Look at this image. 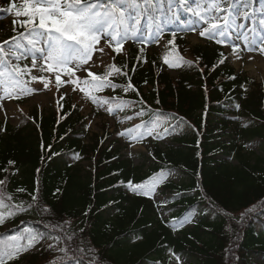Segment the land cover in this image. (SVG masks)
Segmentation results:
<instances>
[{
	"label": "trees",
	"instance_id": "1",
	"mask_svg": "<svg viewBox=\"0 0 264 264\" xmlns=\"http://www.w3.org/2000/svg\"><path fill=\"white\" fill-rule=\"evenodd\" d=\"M255 1L257 6L264 0ZM139 2L148 11L137 34L169 24L170 12L185 8L179 0ZM193 2L188 0L186 6ZM9 4L0 0V17L13 10ZM23 7L22 12L26 4ZM207 7L206 0H200V8ZM25 28L22 23L14 27L17 35ZM173 33L167 32L174 47L170 55L183 65L177 76L169 74L158 53L147 52L144 44L133 42L114 51L112 64L121 74L109 79L126 85L130 78L135 90L114 89L113 106L125 101L131 109H143L146 125L174 121L184 132L166 149L149 147L150 156L144 154L139 165L122 152L118 140L110 139L108 128L89 132L81 108L65 93L58 95V112H32L17 126L0 120L5 129L0 131V180H5L0 188L12 196V204L31 202L30 194L39 190L38 206L6 220L21 230L19 235L31 229L56 244L54 249L21 252L7 264H90V248L101 264H171L176 256L188 264H260L254 258L264 256V156L248 151L247 144L260 138L264 147V85L235 71L217 45L190 48L194 62L184 63L182 51L188 42ZM72 156L88 164L72 163ZM174 169L182 176L179 182L164 183L173 191L166 204L128 188L129 180L151 182ZM44 207L50 211L43 212ZM187 217L195 219L191 226L183 224ZM21 219L27 228H22ZM13 234V228L2 231L0 240L8 241ZM68 235L73 239L67 240ZM57 236L59 243L53 239Z\"/></svg>",
	"mask_w": 264,
	"mask_h": 264
},
{
	"label": "snow or ice",
	"instance_id": "2",
	"mask_svg": "<svg viewBox=\"0 0 264 264\" xmlns=\"http://www.w3.org/2000/svg\"><path fill=\"white\" fill-rule=\"evenodd\" d=\"M179 2L181 6L185 7L186 11L193 12L207 25L199 32V35L208 39H215L218 44L225 43L222 37L229 34L228 29L233 26V17H242L245 20L252 19L253 24L258 19L255 9L251 8L250 0H206L208 3L206 10L200 8V0H196V9L186 6L188 0H179ZM149 3L150 0H143L144 5ZM25 4L23 15L27 19L21 22L22 25L26 26L25 32L20 33L18 37L10 38L11 46L15 51L6 52L5 47L9 45V41L0 42V64L4 65L0 69V85H4L2 94H0V108H3L2 101L5 98H21V95L16 92L17 87H20L21 94L34 91L23 86L25 82L14 75L15 73H20L21 69L18 65L9 66L10 57L20 60L26 59L30 55L32 57V68H36L37 59H41L43 64L40 66L39 71L41 73H54L57 88L61 84L76 85L81 92H85L89 96L94 104H109V98L97 97L93 94L96 91H102L105 87L112 89L121 88L125 93L129 90H135L130 78L126 85L116 84L109 79V77L121 74V68L116 67L115 64L109 65L102 75H97L95 71L90 70L91 66L88 62L92 60L94 51H103V48L97 49L95 47L99 44L101 37L109 40V42L114 41L115 50L118 53L123 50L122 45L125 40H136L141 18L148 11L147 7H142L139 0H25ZM222 4H227L228 7L223 8ZM12 6L15 7L14 4ZM237 7H239L240 11H234ZM133 12H135V15H133ZM15 14L20 16L21 12L16 11ZM15 23L16 21H13V24ZM221 23L223 27H221ZM259 23L264 25V18H259ZM239 27H243V25H239ZM157 30L160 31L159 29ZM190 30L195 31V28ZM252 31H255L254 27ZM173 37H175V33H173ZM244 40L245 49L253 51L255 41L249 42L247 35L244 36ZM22 41H27L30 47L25 48ZM168 43L172 44L173 41L170 40ZM238 47L239 45L233 46L234 53ZM259 51L264 52V48L259 49ZM18 52L20 53L19 55H17ZM141 52H143V49H141ZM37 54H39V57ZM221 56H223V53H221ZM179 59L182 60L183 58ZM164 62L169 64L170 67L179 66L174 61H171L168 55H165ZM183 62L188 65L193 63L187 60ZM223 62V59H221L220 63ZM70 64L73 66L69 67ZM123 67H126V65ZM24 69L30 73L27 65L24 66ZM77 70H81V76H83L84 72H87L88 77L91 78L90 80L84 79L82 81L85 87L80 86L81 77L76 76ZM61 73L68 75L69 79L62 80ZM123 74L127 75V73ZM31 78L34 81H43L45 89L49 87V80L44 75H32ZM145 83L147 82L145 81ZM73 91H75V88ZM156 103L158 104L159 100ZM127 106L128 104L125 101H121L120 104L116 105L121 110ZM107 111L111 114L113 108L109 107ZM142 114L143 109L135 113L137 116ZM126 119L130 120L132 117L128 116ZM136 127L139 128L141 126L137 125ZM4 130L3 127H0V131ZM131 131V129H128L119 134L125 135ZM147 134L151 135V130ZM8 163L9 165H14L15 162L10 160ZM3 171L7 172L8 170L3 169ZM163 177L164 173L161 172L155 178H150L151 182L144 181L134 184L129 180L127 185L132 192L138 195L154 198L153 194L157 186L156 181ZM4 184L5 180H0V186ZM17 191H24V189H18ZM56 191L60 192L61 190L57 188ZM38 193L39 190L37 189L34 194H30L31 202L22 201L19 204H12L10 203L12 196L6 195L0 188V224H3L5 219L10 216L26 212L33 206H38ZM6 200L9 203H6ZM42 211L48 212L50 210L44 207ZM85 215H87V212ZM64 223L70 224V221H65ZM80 231L83 232L84 230L80 229ZM43 235V233L25 229L24 234L13 237L10 241L0 240V264H7L8 260L15 259L21 252L28 251L36 243H39ZM73 235L66 236V239L72 240ZM25 239L27 240L26 244L22 242ZM53 239L57 243L61 241L59 236L53 237ZM47 247L54 249L53 244H49ZM78 250L80 252L85 251L83 248ZM60 251L67 253L66 248H61ZM88 251L93 253L89 257L90 264H101L99 257L94 254L95 249L90 248ZM172 255L175 256L174 253ZM175 259L179 262L180 258L177 256ZM48 264H57V261H49Z\"/></svg>",
	"mask_w": 264,
	"mask_h": 264
},
{
	"label": "rangeland",
	"instance_id": "3",
	"mask_svg": "<svg viewBox=\"0 0 264 264\" xmlns=\"http://www.w3.org/2000/svg\"><path fill=\"white\" fill-rule=\"evenodd\" d=\"M15 7H20L25 4V0H13ZM227 4H222L221 6L223 8H227ZM14 12L13 14H10L7 17H4L0 20V42L3 41H9V45L5 47V51H15L14 48L11 46V37H18V35L13 33V28L15 27V24H20V21H22L21 16H16ZM181 18V19H178ZM180 20L181 25L178 26L177 30L183 31V33L187 36V38L190 41V44H204L208 43L207 37H202L199 35V32L203 30L204 27H207V25L204 23V21H201L198 16L194 15L193 12L185 13L183 16H174L172 18L171 22H177ZM13 21H16L15 24H13ZM239 25H243V27H239ZM221 27H223L221 23ZM253 27L255 28V31H252ZM195 28V31H192L190 29ZM163 30V28H160V32ZM228 33L222 39L225 41V43H222L221 45L224 46L225 50L230 53V60L232 64L236 67L238 71L247 73L253 77H256L258 80H264V52L259 51V49L264 48V25L259 24H253V21L251 19H243L233 17V26L228 29ZM145 35H148V33H145ZM247 35V39L249 42L255 41V44L253 45L254 50L253 51H247L245 49V40L244 36ZM139 37V36H137ZM160 34L155 35V37L150 39H154V48H159L161 46V41H159ZM139 39V38H136ZM158 39V40H157ZM131 39L125 40L123 43H126V46L128 45L129 41ZM25 48L29 47L27 44V41H22ZM109 44L115 45V42H109V40H106L104 37H101V40L98 45L95 47L97 49L103 48V51H94L92 60L88 62V64L91 66L90 70L94 71L98 68H102L104 66H107L112 59V54L109 52L107 46ZM239 45L237 48V51L233 52V46ZM20 53L18 52L17 55ZM39 57V54H37ZM239 57V58H237ZM251 57V59H250ZM28 63L32 64V57L29 55L26 58ZM21 62L25 64L24 59L17 60L15 58L10 57V65H18L23 68V65H21ZM43 64V61L41 59H37V66H41ZM73 65L70 64L69 67H72ZM4 67L3 64H0V69ZM170 73L173 76H176L179 74L178 70L176 71L175 68L170 69L168 68ZM46 75L55 78L54 73H47ZM76 76L81 77L80 86L85 87V85L82 83L84 79L90 80V78L87 75V72L83 73V76H81V70L76 71ZM22 79L25 84L23 86H26L29 89H33L34 91H31L30 93H23L20 92V87H17L16 92L17 94L21 95L20 99H12V98H5L3 103V108H0V119L10 121L13 125H17L23 118V116L28 115L32 113L33 111L40 112H49L53 111L56 108V92L57 88L55 86H49L47 89L43 86V81L35 80L30 81L27 77H22ZM61 79L67 80L69 79L68 75L61 73ZM21 86V87H23ZM4 85H0V94H2ZM60 90H63L73 96V98L78 102V104L82 108V112L85 115L92 114V110H96L100 113L99 116L92 117L91 119L87 120V123L89 125V132H97L100 133L101 130H99L100 122L109 121L111 124V130L113 128L116 129L114 135L112 136V140L118 139L120 144L122 145L123 152L133 160L135 164H139L141 160L143 159V154L146 153V143L153 141L158 142L160 145L164 146L170 142L173 141L174 138L180 136V131L178 130V125L173 122H167L165 125H158L150 127L149 129H144L142 125V119L140 118V115L137 116L135 113H109L107 109L110 107V104H103V103H93L92 100L85 94V92H81L79 88L76 87V85L73 84H61L59 87ZM75 88V91L73 89ZM105 90H108L109 87H105ZM95 95V94H94ZM96 96V95H95ZM97 97H106L105 95L97 96ZM131 116L132 119H126V117ZM140 125L141 127L137 128L136 126ZM131 129L132 131L130 133H126L125 135H120L119 133L125 132L126 130ZM152 132L151 135H148V131ZM262 140L261 139H254L252 142L249 143V149L257 151L259 154H264V147H261ZM77 157L72 156L70 158L71 162L79 161L76 159ZM81 164L86 165L87 162L80 161ZM179 175V172L177 170L171 171L167 175H165L168 179H177ZM162 188L159 186H156L155 192H154V199L156 200H162L164 198H168V196L171 195L170 192L165 191L162 193ZM21 222H24L25 224L22 226V228L26 227L27 222L21 219ZM187 221L186 223H188ZM2 228L5 229H11L13 228L15 233L18 231L15 229V226H13L8 220L5 219L4 223L2 224ZM15 237V236H13ZM44 242L43 237L40 239L38 245H34L31 250H35L34 248H39L40 245H42ZM55 245V244H54ZM180 264H185L186 261L184 258L179 257ZM255 260H257L260 263H264V256L263 257H255Z\"/></svg>",
	"mask_w": 264,
	"mask_h": 264
}]
</instances>
